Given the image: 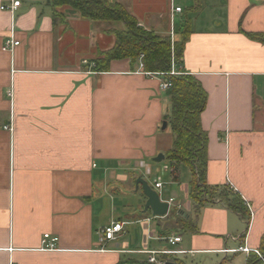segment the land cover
I'll use <instances>...</instances> for the list:
<instances>
[{"label":"crops","instance_id":"obj_1","mask_svg":"<svg viewBox=\"0 0 264 264\" xmlns=\"http://www.w3.org/2000/svg\"><path fill=\"white\" fill-rule=\"evenodd\" d=\"M10 2L0 0V264H149L146 251L174 249L186 252L167 261L246 264L250 253L238 249H259L264 234V41L253 38L264 35V0H117L140 26L173 41L188 27L173 67L208 94L207 183L241 195L247 230L222 202L196 213L190 169L165 158L173 144L170 125L162 128L172 110L165 77L130 59L93 70L123 23L114 28L67 6L54 18L48 0L1 9ZM12 31L20 45L4 51ZM162 169L166 178L151 184ZM139 177L169 202L167 215L145 210ZM179 216L195 219L196 229L183 231ZM113 222L123 230L101 242ZM45 233L58 237L56 249H43Z\"/></svg>","mask_w":264,"mask_h":264},{"label":"trees","instance_id":"obj_2","mask_svg":"<svg viewBox=\"0 0 264 264\" xmlns=\"http://www.w3.org/2000/svg\"><path fill=\"white\" fill-rule=\"evenodd\" d=\"M48 1L53 8L54 18H62L63 13L58 9L67 6L92 21L123 23V28L111 31L115 43L93 61V70L108 71L111 62L118 59H130L132 63H136L143 55L144 71L164 74L165 80L171 82L172 104L171 113L164 117V121L168 122L173 132V144L165 153V158L174 167L181 163L190 169V198L196 213L201 206L219 201L240 215L247 230L250 210L241 195L229 187H213L207 183L208 135L203 129L201 114L206 108L208 94L195 76L179 70L177 71L180 73L171 74L173 66L181 63L189 37L188 27L185 26L179 39L173 41L171 35L158 34L140 26L124 5L114 0ZM253 38L264 41V35H255ZM178 223L183 231L191 232L196 229V221L193 218L179 216ZM259 251L264 257V234ZM172 260L176 264H184L180 259ZM246 264H263V260L256 253H250Z\"/></svg>","mask_w":264,"mask_h":264},{"label":"built area","instance_id":"obj_3","mask_svg":"<svg viewBox=\"0 0 264 264\" xmlns=\"http://www.w3.org/2000/svg\"><path fill=\"white\" fill-rule=\"evenodd\" d=\"M21 5V0H11V2L9 4H2L1 5V9L2 10H6L9 11L11 13L15 12L18 7ZM175 10L177 12H181L183 9L180 6H177L175 8ZM18 45H20V41L16 40L14 37V31H12L11 35H9L8 37H6V39L4 40L2 49L4 51H12L15 47H17ZM143 56V55H142ZM142 56L140 57V68L144 71V63L142 61ZM87 63V62H86ZM91 66L94 67L95 63H91ZM146 74H155V75H164L162 74H156V73H151V72H146L144 71ZM180 73L179 71H177L174 67L171 71V74H178ZM162 90H166L169 89L171 87V82L169 80H163L161 82L160 85ZM8 94L11 96L12 92L8 91ZM4 128L6 130H13L12 124H6L4 126ZM156 188H161L162 187V183L158 182L155 185ZM173 199L170 200V202ZM124 225L121 222H113L110 225H108L107 227L103 228L100 231V241L101 242H106V241H110V240H115L118 237V234L123 230ZM181 237L176 236V237H170L169 241L172 244H175L176 242L180 241ZM58 242V237L57 236H53L50 233H45L43 235V239H42V244H43V249H56V245ZM229 250V249H228ZM238 250H242L244 252L247 253H256L260 258H262L263 260V264H264V257L263 255L260 253L259 249H251L247 246L245 247H240ZM230 251H234V250H230ZM236 251V250H235ZM149 254V258H148V263L149 264H163L167 261V258L165 257L168 254H180V253H185L186 251L180 250V249H174V250H148L146 251ZM161 254V257H158L157 255Z\"/></svg>","mask_w":264,"mask_h":264},{"label":"water","instance_id":"obj_4","mask_svg":"<svg viewBox=\"0 0 264 264\" xmlns=\"http://www.w3.org/2000/svg\"><path fill=\"white\" fill-rule=\"evenodd\" d=\"M167 121L163 122L162 128L167 127ZM164 159L163 154H159L154 158L155 161H161ZM141 184L143 192L147 197V202L145 204V210H151L154 216H165L169 213L170 204L167 201H162L160 194L142 177L137 179V185ZM163 264H176L174 261H166ZM222 264V263H219Z\"/></svg>","mask_w":264,"mask_h":264},{"label":"rangeland","instance_id":"obj_5","mask_svg":"<svg viewBox=\"0 0 264 264\" xmlns=\"http://www.w3.org/2000/svg\"><path fill=\"white\" fill-rule=\"evenodd\" d=\"M114 1H117V0H114ZM183 3V2H182ZM184 4V3H183ZM101 25H103V24H101ZM108 25L109 26H112V27H114V28H118V27H121V25H122V22H120V21H112V22H109L108 23ZM104 27H105V24H104ZM103 27V28H104ZM119 29V28H118ZM121 29V28H120ZM160 165H161V167L162 166H164L165 164H166V162L164 163V161H162L161 163H159ZM165 171L162 169V173L160 174V175H158V176H155V177H150V183L151 184H155V182H156V180L157 179H165L166 177L164 176L165 175ZM188 263L189 264H191V259H188Z\"/></svg>","mask_w":264,"mask_h":264}]
</instances>
